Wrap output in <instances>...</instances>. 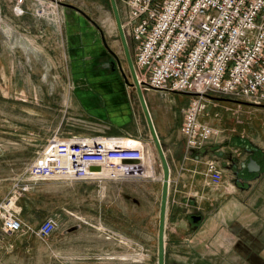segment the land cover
I'll return each instance as SVG.
<instances>
[{
	"label": "rangeland",
	"instance_id": "obj_1",
	"mask_svg": "<svg viewBox=\"0 0 264 264\" xmlns=\"http://www.w3.org/2000/svg\"><path fill=\"white\" fill-rule=\"evenodd\" d=\"M26 1H29L30 8L23 6L25 12L21 15L14 11L13 5L14 16L22 17L31 12L39 23H45L50 30L44 33L40 25L34 27V22L27 20L25 25L19 24L0 11V202L14 191V196H19L17 204L23 221L34 228L40 227L48 218L57 223V230L46 240L32 237L36 241V254L34 258L30 257L29 264H78L76 257L84 251L81 243L74 239L77 233H67L73 236V240L65 242L63 228L84 224L79 218L91 222L93 217L92 220L96 221L98 215L95 212H104L105 205L111 204L114 212L125 215L126 222L108 216L106 223L115 224V237L122 239L124 236L131 245L129 251L117 253V256L124 255V259L117 258L113 264H158L162 194V183L158 179L162 165L136 90L129 86L133 78L110 1ZM58 1L84 10L97 26L78 11L64 8ZM116 2L123 22L124 1ZM99 29L105 35L108 49L103 44ZM125 35L134 61L131 38ZM142 89L144 94L149 92L143 86ZM159 96L163 100L164 94L159 93ZM85 97L94 100L93 109L104 110L108 117L117 115L129 119L121 127V131L128 133L118 136L135 139L132 145L144 142L149 146L152 160L146 157L145 172L137 175L141 179L108 181L117 187L105 191H100L96 184L87 187L81 183L83 181L70 182L60 177L38 184L23 180L25 168L55 134L104 135L114 130L106 127L108 123L80 111V99ZM214 100L225 107L227 138L233 132L231 129H236L247 142L256 141V135H252L258 122L264 126L263 105L246 101L238 106L236 102ZM215 147L218 148L217 145ZM235 153L239 154V158H246L240 150ZM215 155L217 157H212V161L219 164L221 158H218V152ZM240 163L234 168V173L242 170ZM228 170L233 171L230 166ZM232 173L226 172L230 177ZM238 185L236 183L235 187ZM127 194L131 197L127 198ZM169 202L168 194L165 264H211L201 256L212 255V258H207L215 261L229 255V245L218 234L213 239L209 238L207 222L202 221L198 226L191 222L192 214L205 217L204 213L209 211L203 203L178 208L172 200ZM3 224L0 216V226ZM89 240L84 243L85 247L92 245ZM246 241L251 246L252 242ZM238 260H222V263L213 264H264L251 258V262Z\"/></svg>",
	"mask_w": 264,
	"mask_h": 264
},
{
	"label": "built area",
	"instance_id": "obj_2",
	"mask_svg": "<svg viewBox=\"0 0 264 264\" xmlns=\"http://www.w3.org/2000/svg\"><path fill=\"white\" fill-rule=\"evenodd\" d=\"M123 29L131 38L141 86L190 96L181 131L190 152L202 149L215 128L200 121L207 97L264 104V0H123ZM16 0L14 11H25ZM127 138V139H125ZM128 137L55 134L23 171L38 184L54 178L101 184L136 179L147 144H126ZM207 175L218 185L223 172L207 162ZM139 178V177H137ZM19 196L11 191L0 202L7 233L31 232L46 240L56 230L52 218L34 228L23 222Z\"/></svg>",
	"mask_w": 264,
	"mask_h": 264
},
{
	"label": "crops",
	"instance_id": "obj_3",
	"mask_svg": "<svg viewBox=\"0 0 264 264\" xmlns=\"http://www.w3.org/2000/svg\"><path fill=\"white\" fill-rule=\"evenodd\" d=\"M15 2L16 0H8V2L2 0L0 11L5 16L16 19L19 24L25 25L26 22H34V27L40 25L44 33L49 32L50 28L43 22L39 23V20L34 18L31 12H27L22 17H15L12 12ZM23 6L30 8L29 1H26ZM25 20L27 21L25 22ZM143 88L149 91L145 94V99L170 167L169 201L172 200V203L178 205V208L190 204H204L205 208L209 210L204 213V222H207L206 229L209 232V238L213 239L218 234L226 241L227 246L229 245L227 247L229 255L224 256V259L219 258V260L234 262L239 259L238 261L241 262H251V260L264 262V126L258 122L254 128L252 136L256 135V141L252 139L251 142H247L246 139L239 136L240 130L236 129H231L233 132L227 138L228 134L225 135V133L228 128L224 124L225 107L216 104L217 101L212 96L207 97V106L200 115V121L215 128L218 133L214 134L202 149L189 152L181 127L184 120V109L190 101V96L177 92L154 90L146 86ZM159 93L164 94L163 100L159 98ZM80 100L82 103V105L80 104L81 112L108 123L106 127L114 128L109 131L110 133L104 135L95 133L84 135L118 136L121 133H128L121 131V127L126 124L128 118H120L117 115L108 117L104 110L92 108L94 100L86 97ZM237 105L241 106L242 104ZM146 125L149 129L147 121ZM216 145L218 148L215 147ZM220 148L222 150H218ZM248 148L250 149L248 150ZM238 150L241 151V154L244 153L246 158H239V154L235 153ZM217 152L218 158H221L218 166L223 172V180L220 184L215 185L210 181L206 171L207 162L211 161ZM249 156H254L253 158L262 167L261 171L253 175L247 172L245 174L242 170L234 173V168L239 166L238 162H241L240 166H243ZM229 166L233 171L228 170ZM226 172L233 173L230 177ZM158 181L163 183V170ZM81 183L87 187H90V184H96L100 191L112 190L114 186L117 187L108 181L101 184L84 181ZM236 183L239 184L237 187H235ZM127 195L131 197L130 194ZM111 205H105L104 212L101 210L95 212L98 215L96 221L92 220L93 217L91 222H85L79 218L84 224H80L81 227L76 231L74 239L77 243H81L84 252L88 250L90 252L78 255L76 263L113 264L117 258L124 259V255L117 256V253L130 250L129 239L124 236L122 239H117L114 232L115 224L106 223L108 216L126 222L125 215L117 211L114 212V207ZM232 226L237 228L233 229ZM66 230L67 228H63L64 233ZM229 231H232L233 234ZM69 235L71 234L65 233V242L73 240V236ZM33 236L36 235L27 231L7 233L0 226V264H29L30 257L34 258L36 254V241L32 238ZM86 240L91 242L90 247H85ZM115 240L118 242L116 243ZM245 240L247 243L251 241V246L246 244ZM211 256L204 257L212 258Z\"/></svg>",
	"mask_w": 264,
	"mask_h": 264
},
{
	"label": "water",
	"instance_id": "obj_4",
	"mask_svg": "<svg viewBox=\"0 0 264 264\" xmlns=\"http://www.w3.org/2000/svg\"><path fill=\"white\" fill-rule=\"evenodd\" d=\"M52 1H56V0H52ZM57 3L66 9L78 11L84 17H86L89 21H91L93 24H95L97 26V23L91 17H89V15L84 10L74 6L73 4L67 3V2L58 1ZM110 4H111V8H112L114 17H115V21L117 24L118 31L120 34V38H121L122 45L124 48L126 60H127V63H128V66H129V69H130V72H131V75L133 78V83H130L129 86L136 90L138 100H139L141 107L143 109L146 121L148 123L149 129H150V132L152 135V139L155 143V146L158 150V154H159V157L161 160V165H162V170H163V183H162L161 206H160V220H159V234H158V262L157 263L158 264H165V257H166L165 230H166V216H167V207H168L170 167H169L166 155H165L163 144L161 143V141L157 135V132H156V129H155V126L153 123V119H152L150 110L148 108L147 101L145 99V94L143 92L142 86H141V84L138 80V77H137L134 61L131 57L129 47H128L127 38H126L125 32L123 30L122 21H121L117 2H116V0H110ZM98 28H99V26H98ZM99 31L101 33L103 44L108 49L109 47L107 45L105 35L101 29H99ZM212 98H215L217 100L232 101V102L241 103V104L246 102V101L235 100V99H230V98H225V97H212ZM262 105L264 106V104H262ZM244 167H246L247 171L251 174L260 172L261 168H262L261 165L258 163V161L252 157H250L248 159V161L244 162ZM126 197L130 198V196H128V195ZM201 218H202L201 214L200 215L194 214L192 216V219L194 222H198ZM80 227H81L80 224L70 226L69 228H67L65 233L75 232Z\"/></svg>",
	"mask_w": 264,
	"mask_h": 264
},
{
	"label": "flooded vegetation",
	"instance_id": "obj_5",
	"mask_svg": "<svg viewBox=\"0 0 264 264\" xmlns=\"http://www.w3.org/2000/svg\"><path fill=\"white\" fill-rule=\"evenodd\" d=\"M103 1H106V0H103ZM110 1V0H109ZM112 16H113V18H114V20H115V17H114V14H113V11H112ZM116 22V21H115ZM250 148H248V150H249ZM254 156H252V158H253ZM248 158H250V156L248 157ZM247 161V160H246ZM242 171H246L248 174H251V173H249L248 171H247V168L246 167H244V164H243V166H242ZM194 214H192L191 216H190V220H191V222L195 225V226H198V224H200L202 221H204V217L202 216V218L198 221V222H194L193 221V219H192V216H193ZM200 215V214H199ZM202 258L201 259H204V261H207V262H209V263H211V264H213V263H217V262H221L222 263V261L221 260H217V258L215 259V261L213 260V259H209V258H207V257H204V256H201ZM219 259V258H218Z\"/></svg>",
	"mask_w": 264,
	"mask_h": 264
},
{
	"label": "bare ground",
	"instance_id": "obj_6",
	"mask_svg": "<svg viewBox=\"0 0 264 264\" xmlns=\"http://www.w3.org/2000/svg\"><path fill=\"white\" fill-rule=\"evenodd\" d=\"M136 70V69H135ZM125 139H127V138H125ZM129 139H131V140H127V143L126 144H133V141H135V139H132V138H129ZM143 167H144V165H143ZM145 171H144V169H142L141 171H140V173H144Z\"/></svg>",
	"mask_w": 264,
	"mask_h": 264
}]
</instances>
